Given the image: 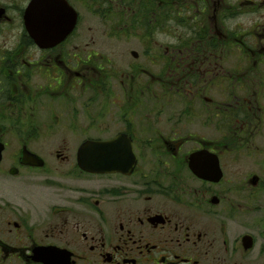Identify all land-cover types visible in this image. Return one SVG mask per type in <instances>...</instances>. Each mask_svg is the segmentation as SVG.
Listing matches in <instances>:
<instances>
[{
    "label": "flooded vegetation",
    "instance_id": "flooded-vegetation-1",
    "mask_svg": "<svg viewBox=\"0 0 264 264\" xmlns=\"http://www.w3.org/2000/svg\"><path fill=\"white\" fill-rule=\"evenodd\" d=\"M31 1L0 0V264H264V0H164L196 23L150 46L120 23L149 0H67L117 23L109 40L138 33L126 60L80 29L41 48ZM53 133L50 162L33 146ZM89 141L113 172L81 169Z\"/></svg>",
    "mask_w": 264,
    "mask_h": 264
},
{
    "label": "water",
    "instance_id": "water-1",
    "mask_svg": "<svg viewBox=\"0 0 264 264\" xmlns=\"http://www.w3.org/2000/svg\"><path fill=\"white\" fill-rule=\"evenodd\" d=\"M26 27L31 36L42 47H49L61 43L75 28L77 14L65 0H33L25 16ZM109 145L90 143L83 146L79 153L81 166L88 171L98 172L99 169L85 161V158H97L107 154ZM105 149V151H102ZM101 154V155H100ZM26 153L23 162L41 166L42 162ZM107 166L114 165L113 161L105 159ZM110 163V164H109ZM93 166L96 169H93ZM109 171V168L107 169Z\"/></svg>",
    "mask_w": 264,
    "mask_h": 264
},
{
    "label": "rangeland",
    "instance_id": "rangeland-1",
    "mask_svg": "<svg viewBox=\"0 0 264 264\" xmlns=\"http://www.w3.org/2000/svg\"><path fill=\"white\" fill-rule=\"evenodd\" d=\"M78 10L81 12V22L79 25L80 34H89L95 40L96 45H104L106 49L111 50H121L123 52L122 60L128 59V53L131 49H136L140 51L138 47V40L131 37H121L120 42L115 40H109L105 34H109L110 29H117V23L114 24L110 21L100 20L98 17L87 12V6L77 5ZM129 21V19H127ZM130 25V23H128ZM145 26H149V21L146 20ZM199 26L200 22H199ZM131 27V25H130ZM141 28H144V25H141ZM168 28H178L179 30L185 29L183 25H180L178 21H172ZM105 31V32H103ZM153 41L158 42L159 44H169L172 42V39L168 36H164L162 33H158ZM68 139L67 133H53V134H44L41 136L40 144H37L34 147L35 152H42V156H45L48 161H53L57 147L63 143V141ZM248 168L249 172H261L264 174V155L263 156H253L249 160ZM37 181L43 180V178H36ZM48 187H37L34 188L37 196H41L42 190L46 192Z\"/></svg>",
    "mask_w": 264,
    "mask_h": 264
},
{
    "label": "trees",
    "instance_id": "trees-1",
    "mask_svg": "<svg viewBox=\"0 0 264 264\" xmlns=\"http://www.w3.org/2000/svg\"><path fill=\"white\" fill-rule=\"evenodd\" d=\"M166 6L167 4L162 1H149V26L146 28H149L151 34H154L155 32L153 31L155 30L164 29L167 25L166 21L176 17V13L167 14ZM144 13L145 10L135 6V11L128 13L130 18L129 21L125 19L127 16L126 14L122 16L121 23L128 27H130V25L135 26L139 23ZM177 16L179 17V15ZM128 23H130V25Z\"/></svg>",
    "mask_w": 264,
    "mask_h": 264
}]
</instances>
